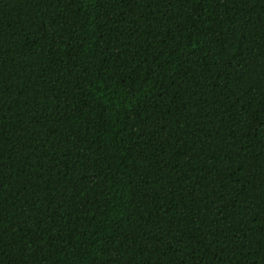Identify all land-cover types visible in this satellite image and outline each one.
<instances>
[{"label": "trees", "instance_id": "trees-1", "mask_svg": "<svg viewBox=\"0 0 264 264\" xmlns=\"http://www.w3.org/2000/svg\"><path fill=\"white\" fill-rule=\"evenodd\" d=\"M0 264H264V0H0Z\"/></svg>", "mask_w": 264, "mask_h": 264}]
</instances>
